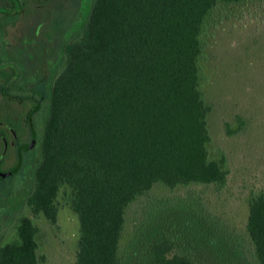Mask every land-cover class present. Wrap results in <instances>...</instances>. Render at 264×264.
Instances as JSON below:
<instances>
[{"label":"trees","instance_id":"16d2710c","mask_svg":"<svg viewBox=\"0 0 264 264\" xmlns=\"http://www.w3.org/2000/svg\"><path fill=\"white\" fill-rule=\"evenodd\" d=\"M217 1L85 0L57 66L35 86L47 108L24 200L51 224L59 194L77 215L74 264H121L126 207L154 184L225 188L227 156L208 149L212 106L200 65L203 26ZM239 128L226 124L229 134ZM247 205L244 232L229 238L185 210L165 220L169 233L157 227L161 217L142 221L129 257L139 243L141 264H264V191L251 192ZM37 231L21 214L15 241L3 243L0 234V264H41Z\"/></svg>","mask_w":264,"mask_h":264},{"label":"rangeland","instance_id":"374dc122","mask_svg":"<svg viewBox=\"0 0 264 264\" xmlns=\"http://www.w3.org/2000/svg\"><path fill=\"white\" fill-rule=\"evenodd\" d=\"M32 12L25 11L18 22L28 20L31 26L29 16ZM21 26L27 35L28 27ZM13 28L9 27L8 35L13 38L21 36L20 28L18 33ZM202 38L205 42L200 58L202 89L206 101L212 106L208 116L211 135L208 149L212 156L220 150L225 152L230 170L227 184L219 193L211 185L168 188L154 184L138 195L125 211L121 264H141L146 258L145 248L139 243L134 256L129 257L130 242L140 222L148 224L154 217H161L155 223L160 230L169 233L167 223L172 215L185 210L187 215L202 218L203 229L213 222L229 238L244 232L250 193L264 191V0H218L206 16ZM44 78L41 76V82L35 86H42ZM21 112L18 109V114ZM226 124L240 125V128L229 134ZM41 127L42 121L40 130ZM5 200L0 199V203ZM57 204L55 224L43 214L34 216L27 205L21 212L38 227V252L44 256L41 264H74L79 236L78 217L60 194ZM11 218H0L3 243L17 239L16 226L13 222L11 224ZM12 219L15 220V216ZM144 234L139 236L140 241L147 232ZM219 259L220 262L224 260Z\"/></svg>","mask_w":264,"mask_h":264},{"label":"flooded vegetation","instance_id":"af4514ba","mask_svg":"<svg viewBox=\"0 0 264 264\" xmlns=\"http://www.w3.org/2000/svg\"><path fill=\"white\" fill-rule=\"evenodd\" d=\"M84 3L85 0H0V199H6L0 203V218L15 216L10 220L15 226L26 207L24 199L38 155L39 124L46 111V100L33 93L35 76L42 75L46 80L53 72L64 41L83 20ZM25 11H33L29 16L31 26L28 20L18 22ZM21 23L28 27L27 35L19 27ZM12 26L16 33L22 31L21 36L8 35ZM39 99L34 111L33 105ZM17 163L16 170L1 174Z\"/></svg>","mask_w":264,"mask_h":264},{"label":"water","instance_id":"95a60500","mask_svg":"<svg viewBox=\"0 0 264 264\" xmlns=\"http://www.w3.org/2000/svg\"><path fill=\"white\" fill-rule=\"evenodd\" d=\"M19 163V162H18ZM17 163V165L12 169V170H10V171H8V172H3V173H1L2 175H5V174H8L9 172H11V171H14V170H16L17 169V167L19 166V164Z\"/></svg>","mask_w":264,"mask_h":264}]
</instances>
